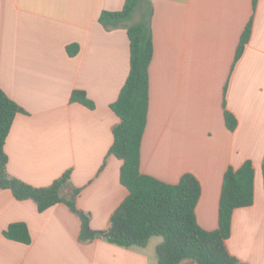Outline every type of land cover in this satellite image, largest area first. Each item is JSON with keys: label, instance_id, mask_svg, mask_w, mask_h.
Instances as JSON below:
<instances>
[{"label": "crops", "instance_id": "0c3cea01", "mask_svg": "<svg viewBox=\"0 0 264 264\" xmlns=\"http://www.w3.org/2000/svg\"><path fill=\"white\" fill-rule=\"evenodd\" d=\"M127 0H0V88L24 112L6 139L9 174L33 187L51 186L70 172L77 208L91 228L107 231L129 192L123 161L110 154L120 118L111 105L130 73L125 26L108 30L103 11ZM154 55L140 171L167 184L193 174L196 207L206 231L219 227L224 175L251 161L254 203L236 209L226 246L245 264H264V0H150ZM139 13L125 25L139 19ZM252 35L236 61L241 37ZM78 45L71 57L67 47ZM84 91L94 109L71 102ZM237 120L228 129L225 111ZM24 223L31 244L4 232ZM81 220L67 205L43 212L32 200L0 190V264H158L157 247L130 248L105 238L80 241Z\"/></svg>", "mask_w": 264, "mask_h": 264}, {"label": "trees", "instance_id": "16d2710c", "mask_svg": "<svg viewBox=\"0 0 264 264\" xmlns=\"http://www.w3.org/2000/svg\"><path fill=\"white\" fill-rule=\"evenodd\" d=\"M258 0H254L256 8ZM139 13L138 21L125 25ZM153 6L150 0H127L117 12L103 11L99 22L111 30L125 26L130 41V73L118 99L111 105L120 118L114 128L110 154L123 161L120 181L129 192L115 210L107 231H95L90 216L76 205L78 189L64 196L71 186L70 172L64 173L51 186L37 188L12 177L7 169L6 139L15 117L24 111L0 88V190H10L18 201H34L40 212L57 204H65L81 220L80 241L83 243L105 238L112 244L130 248L146 247L153 237H162L157 247L158 264H245L231 255L226 241L231 236L232 217L236 209L254 203V168L251 161L241 168L230 167L225 175L219 207V227L204 230L197 221L196 207L201 196V185L193 174H185L175 185L167 184L140 171L142 140L147 126L150 102L149 67L154 55L152 32ZM252 35V21L247 25L238 47L236 61L244 53ZM79 52L78 45L67 47L69 56ZM71 102L94 109V103L81 90H75ZM229 130L237 127L236 118L225 111ZM264 178V161L262 165ZM4 236L11 241L31 244L28 226L15 223Z\"/></svg>", "mask_w": 264, "mask_h": 264}, {"label": "rangeland", "instance_id": "374dc122", "mask_svg": "<svg viewBox=\"0 0 264 264\" xmlns=\"http://www.w3.org/2000/svg\"><path fill=\"white\" fill-rule=\"evenodd\" d=\"M158 239H162V240H163L162 237H154V239H153V241H152V244H153V242H155V240H158Z\"/></svg>", "mask_w": 264, "mask_h": 264}]
</instances>
